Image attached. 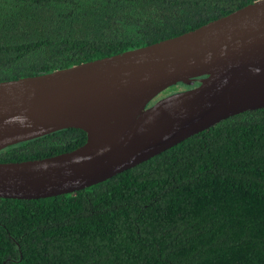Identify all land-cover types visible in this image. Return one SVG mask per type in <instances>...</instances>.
Listing matches in <instances>:
<instances>
[{"label":"trees","instance_id":"16d2710c","mask_svg":"<svg viewBox=\"0 0 264 264\" xmlns=\"http://www.w3.org/2000/svg\"><path fill=\"white\" fill-rule=\"evenodd\" d=\"M253 1L0 0V81L174 37ZM85 140L57 130L1 149L0 162ZM0 264H264V108L72 193L0 197Z\"/></svg>","mask_w":264,"mask_h":264},{"label":"water","instance_id":"95a60500","mask_svg":"<svg viewBox=\"0 0 264 264\" xmlns=\"http://www.w3.org/2000/svg\"><path fill=\"white\" fill-rule=\"evenodd\" d=\"M195 81L148 106L164 89ZM259 108H264V0L145 46L0 81V150L61 129L86 133L73 150L0 162V197L72 193Z\"/></svg>","mask_w":264,"mask_h":264},{"label":"rangeland","instance_id":"374dc122","mask_svg":"<svg viewBox=\"0 0 264 264\" xmlns=\"http://www.w3.org/2000/svg\"><path fill=\"white\" fill-rule=\"evenodd\" d=\"M195 84H193V83H191V84H187V85H184V84H182V85H176V88H174V89H172L171 91H170V93H173V92H176V91H180V90H185V89H187V88H191V87H193Z\"/></svg>","mask_w":264,"mask_h":264}]
</instances>
